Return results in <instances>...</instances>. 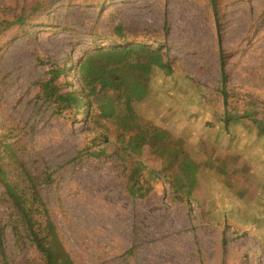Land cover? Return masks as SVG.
Masks as SVG:
<instances>
[{
  "label": "rangeland",
  "instance_id": "374dc122",
  "mask_svg": "<svg viewBox=\"0 0 264 264\" xmlns=\"http://www.w3.org/2000/svg\"><path fill=\"white\" fill-rule=\"evenodd\" d=\"M93 1L59 2L23 34L0 40V132H11L29 164L48 168L51 183L40 195L64 249L76 264H264V135L256 130L264 125V0H219L228 110L238 122L230 136L218 118L219 42L208 0ZM117 24L130 45L154 49L159 41L162 61L172 68L169 76L157 68L123 76L126 84L147 87L132 104L139 122L180 137L195 157L223 155L227 184L211 171L187 202L175 199L163 180L147 198H132L113 146L83 119L74 123L36 98L47 63L67 66V81L78 87L73 66L88 50L121 47L110 41ZM108 78L107 85L114 76ZM103 91L115 100L113 90ZM143 162L159 168L147 151ZM1 193L0 187V199ZM8 215L1 203V225ZM2 240L9 260L33 256L9 226Z\"/></svg>",
  "mask_w": 264,
  "mask_h": 264
},
{
  "label": "trees",
  "instance_id": "16d2710c",
  "mask_svg": "<svg viewBox=\"0 0 264 264\" xmlns=\"http://www.w3.org/2000/svg\"><path fill=\"white\" fill-rule=\"evenodd\" d=\"M62 1L67 4L73 2L22 0L16 1L14 6L0 5V40L10 32L23 34L26 27L37 22L35 19L41 13ZM100 1L104 0L93 2L97 4ZM208 2L219 42L218 92L222 100V114L218 118L221 132L230 136V128L238 122L232 119L228 110L232 95L227 89V61L220 45V1ZM112 35L114 38L110 40L111 43L121 46L120 48H92L73 66L78 84L76 88L66 79L70 72L67 66L47 63L45 77L36 82V98L44 104L54 106L59 115L72 118L74 123L83 119L98 134L99 140L113 146V154L127 171L125 192L132 198H147L155 185L163 180L175 199L187 202L196 197L195 193L199 190L202 179L207 172L213 174L211 171L227 184L231 179V171L227 169L226 159H221L224 158L223 155L195 157L180 137L149 123H141L136 116L132 104L146 96L147 87L141 81L139 84L136 81L126 84L123 76H142V72L149 74L153 68L169 76L172 68L168 60L162 61L165 53L159 41H156L154 49L143 42L130 45L132 43H128L129 39L120 24L113 27ZM109 76L114 78L107 85L105 82ZM103 90H113L116 93L115 100L106 97ZM256 128L258 135H264V125ZM10 133L0 132V202L9 208L6 225L0 224V264H76L64 249L40 195L41 187L51 183L48 168L43 167V171H40L29 164L10 141ZM145 151L159 160L158 169H150L143 164ZM220 211L226 218V213L229 212L226 207L223 206ZM5 226L10 227L18 245L30 250L33 256L24 255L18 261L7 258L2 240Z\"/></svg>",
  "mask_w": 264,
  "mask_h": 264
}]
</instances>
